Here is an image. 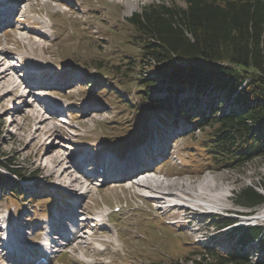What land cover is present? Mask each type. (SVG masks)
I'll list each match as a JSON object with an SVG mask.
<instances>
[{"label":"rangeland","instance_id":"obj_1","mask_svg":"<svg viewBox=\"0 0 264 264\" xmlns=\"http://www.w3.org/2000/svg\"><path fill=\"white\" fill-rule=\"evenodd\" d=\"M14 1L0 0V4L6 2L16 14L9 16L10 23H0V52L1 49L8 52L6 65L13 60L11 58L21 57L25 60L23 66L26 69L35 66L41 70V81L45 83L40 81L33 86L37 78L30 80L28 71L20 77L17 75L16 80L23 81L21 77L25 75L30 80L28 84L31 87L28 88L34 90L48 84L42 92L49 99L67 104L68 110L62 115L64 123L50 115L52 108L50 114L45 112L53 120H49L48 127L36 132L35 121L30 117L32 109L24 107L29 105L25 100H39L33 99V94L25 96L27 83L23 81V89L19 92L4 97L0 95V161L12 162L23 174L40 173L35 181L21 182L18 187L19 192L26 193V200L15 201L11 195L16 192L0 186L3 195L0 200V226L3 228L0 230V264H16L11 251H7L6 244L1 247V243L11 241V234L18 231H22V235L26 232V238L20 242L13 240V244L19 246L26 256L24 260L28 261L31 256L35 261L43 256L40 250L46 246L48 230L62 212L68 213L69 217L62 223L67 225L72 236L78 228L83 238L78 239L75 233L72 241L76 242L69 244L68 248H56L51 264H195L207 251L223 256L231 253L237 244L232 236L233 229L242 221L234 214L220 215L218 211L221 208L233 210V213L234 210L246 211L234 202V195L247 187L262 192L260 183L264 177V158L235 169L208 167V171L198 175L194 167L205 165L204 156L199 150L189 149L190 138L194 135L199 143L203 132L181 117L176 119L177 113L170 118L165 111L140 107L143 104L135 85L139 72L146 75L149 69L143 65L136 67L139 72L133 71V65H139L140 50L139 46L131 43L133 31L127 19L151 4L165 1L182 6L183 0H22L18 13L12 9ZM25 36L33 42L38 41L40 46L22 42ZM16 71L19 74L24 70L21 67ZM57 73L63 82L57 81ZM94 82L98 87L90 85ZM107 85L112 86L115 95L101 93ZM0 94H3L1 90ZM19 97H24L23 103ZM203 103L204 100L200 101L199 106ZM226 104L222 105L221 111H229ZM38 105V109L44 111L41 109L43 105ZM174 117L177 123L172 122ZM142 122L145 125L137 132V124ZM50 146L55 156L60 154L74 163L77 154L93 157L94 152H97L95 158L98 160L111 155L127 167L161 155L151 169L168 176L164 180L162 175L160 180L183 179V182L199 189L206 178L203 184L220 183L225 190L219 192L221 199L210 196L205 201L202 195L200 202L194 198L199 208L213 204L219 209L205 216L197 212L198 219L188 225L194 215L180 213L172 217V214L160 210L161 204L143 199L140 190L130 188L131 182L125 179L132 174L120 181L115 179L118 183L115 188L112 180L111 184L96 177L84 185L85 189H93L88 196L70 193L69 188L48 177L43 164L49 163L50 158L43 160L40 155ZM85 171L90 172V169ZM78 175L84 179L80 171ZM66 197L72 204L65 200ZM115 207H121V211L114 213ZM169 207L167 203L164 205L165 209ZM204 210L207 211V207ZM262 210L264 207L257 211L260 213ZM107 213L111 216H105ZM98 215L102 216L101 224L92 219ZM76 217L87 220L76 225ZM226 219H234V222L223 227L229 222ZM244 223L246 226L264 227V219L246 220ZM154 224L157 225L153 229L151 226ZM59 233L66 238V232ZM60 242L65 243L64 240ZM239 249L249 252L253 262L262 258L257 241L245 248L239 245ZM212 261L209 259L206 264ZM199 262L203 264L201 260Z\"/></svg>","mask_w":264,"mask_h":264},{"label":"trees","instance_id":"obj_2","mask_svg":"<svg viewBox=\"0 0 264 264\" xmlns=\"http://www.w3.org/2000/svg\"><path fill=\"white\" fill-rule=\"evenodd\" d=\"M183 2L154 3L127 19L131 43L140 50L133 71L147 65L152 74L136 71L141 107L165 111L170 118L178 112L176 119L203 132L199 143L194 135L190 138L189 148L204 156L200 172L208 167L235 169L264 158V0ZM225 103L229 111L220 110ZM10 164L0 161V169L24 180L40 175L23 174ZM260 184L262 192L247 187L234 195V202L249 212L263 207L264 177ZM0 185L17 193L14 200L20 199L19 184L1 172ZM234 231L237 244L229 255L207 251L195 264L209 259L211 264H264V227ZM256 241L262 252L259 262L239 249Z\"/></svg>","mask_w":264,"mask_h":264},{"label":"bare ground","instance_id":"obj_3","mask_svg":"<svg viewBox=\"0 0 264 264\" xmlns=\"http://www.w3.org/2000/svg\"><path fill=\"white\" fill-rule=\"evenodd\" d=\"M24 1H29V0H24ZM21 3H22V0H16L12 3L13 4L12 9L14 10V12H17V13L19 12L20 7L23 5ZM47 36H49V35L47 34ZM23 41H26L27 44H29L30 46H35V45L40 46V43H38V41L35 40L33 42L32 39H30L26 36L22 37V42ZM42 51L46 52L45 48H42ZM7 54H8V52L5 49H1V52H0V58H1L0 59V90H1V93L3 92V94H0V95H3L2 97H4L7 94H12V93L14 94L16 92H19L21 89H23V84H24L23 81L17 82L18 79L16 80L17 75H18V72L16 71V66L18 65V63H9L8 65H6V63H7L6 62V58H7L6 55ZM15 61H16L15 59L12 60V62H15ZM22 63L23 62H21L19 68L22 67L23 70H28V69H26L25 66H23ZM23 72H25V71H23ZM27 75L30 76V75H32V73L28 72ZM34 78H35L34 75H32L31 79H34ZM38 83H40V81H38V79H37L34 81V83L32 85L35 86ZM27 86H29L28 83H27ZM29 87H31V86H29ZM32 90H34V89L28 88V90H26L25 93H31ZM21 95L23 96V94H21ZM22 96H20V97H22ZM25 101H28L29 105L25 106V107L23 106L24 109H26V110L32 109L31 110L32 114L30 117L32 119H34V121H35L36 132L43 129V128L48 127L49 120H51L52 118H50L49 116H46L47 114L42 112L43 110L40 111L38 109L39 102H37V100H32V99L31 100H25ZM53 111L56 112L55 110H53ZM15 122H17V121H15ZM55 132H56V130H55ZM51 135H54V134H51ZM53 151H54L53 147L50 146L43 155H40L41 159H43V160L46 158L47 159L50 158L49 163L43 162L45 169H47V172L49 175L48 177L49 178H52V177L55 178L60 185L69 188L70 193H72L74 195L78 196L81 194L82 195L81 197L88 196L93 190V189H89V187L87 189H85L84 185L87 181H89V179H86L84 181V179H82V177H80L78 175L80 169L84 168L85 166L79 167L78 165H82V164H79V162L74 163V162H72V160L67 161V159L62 157L60 154L55 156ZM85 160H86V162H85L86 164L89 163L90 161L92 162V158H90V157H86ZM149 169H150V165L146 163L145 167L138 170V173L140 171H142L140 174L136 173L137 170H136V172H135V170H131L128 174H126V175L122 174L121 176H119L118 178H115V179H117L116 181H120V180H123L126 176H128L130 174H132V176H129V178H131V179L133 178L132 180H134V179L138 180V178H141L140 182L133 183L131 188L138 189L141 192L142 191L143 192L144 191H150L151 193L153 192L155 194L154 195L155 199L152 201L161 204L162 206H159L160 210H164L166 214H169V215L172 214V217H176L180 213H184L186 215H189V214L194 215V216H191V220L188 222V225H190V223L192 221H195L198 219L197 218V212L198 211L193 212L194 210L190 211V210H188V208L178 207V206H170L168 209H165L164 205H166L168 200L179 201V202L181 201L182 202V201L187 200L190 197V195L193 197L192 198L193 200L195 198L197 201H200V202H202V200H200L199 197L202 195H203L202 199L205 201H207L206 199H208L210 196L213 198H216V199H221L222 197L219 196V195H221V194H219V192L225 190L223 188V185L220 183L212 184V183L208 182L207 184H203L204 181L206 180V178L204 179V181H202L200 183L201 186L199 187V189H197L198 187L192 185L191 183L189 184V183L183 182V179L172 180V179L168 178L167 181H163V180H159V179H154L152 176L145 177V179H144L143 176H145L147 174H149V175L152 174L151 173L152 171ZM94 170L95 169H92V172H94ZM113 171H115V170H113ZM95 172H96V170H95ZM133 172H135L136 174ZM113 173L114 172H112V174ZM154 174H156V173H154ZM163 176L165 177L164 180L167 179V177H168L166 175H163ZM115 179L112 180L114 188L118 184L115 181ZM198 191H200V192H198ZM79 192H81V193H79ZM203 204L204 203H202L200 205H203ZM203 206L207 207L206 205H203ZM204 207H201V208L203 209ZM72 210L73 209L70 208L71 212H72ZM68 217H69L68 213L62 212L59 215V217L57 219H55L56 220L55 223L51 226V230L53 231V233H52V236H51V239H50L48 245H51L53 247L55 246V248L58 247L57 246L58 241L63 240V235H61L59 233L60 231H64V232H66V234L72 233L71 231H68L67 225L62 223V221ZM256 218L258 220L264 219V210H262L260 213H257ZM86 220H87L86 218L76 217L75 222L77 223L76 225H78V224L82 225V224H84V223H82V221H86ZM2 229L3 228L1 227L0 230H2ZM81 229H82V227H81ZM51 230H49V233H51ZM80 232L81 231L77 228V230L73 232V236L76 233L78 235V239L83 238V236L80 235ZM1 242H3V241H1ZM71 243H72V240L70 241L69 244H71ZM63 245L64 244H62V243L60 244V246H63ZM8 246H10L11 249L13 248V246L10 243ZM1 247H5L4 244L2 245V243H1ZM13 251H14V249H12L10 253L12 254ZM4 253H6V251ZM21 258L23 259V256Z\"/></svg>","mask_w":264,"mask_h":264}]
</instances>
